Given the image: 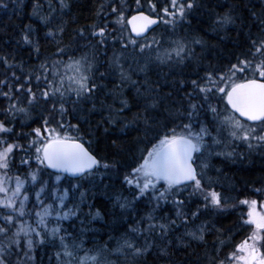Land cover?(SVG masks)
Returning a JSON list of instances; mask_svg holds the SVG:
<instances>
[{
	"label": "snow or ice",
	"instance_id": "obj_1",
	"mask_svg": "<svg viewBox=\"0 0 264 264\" xmlns=\"http://www.w3.org/2000/svg\"><path fill=\"white\" fill-rule=\"evenodd\" d=\"M135 4L137 9L144 7L142 0H135ZM148 6L150 12H156V4L152 0H148ZM7 7L8 4L0 0V8ZM59 7L63 10L69 5L65 0H59ZM195 7V0H170L169 6L161 10L162 16L158 13L153 18L140 10L138 14L131 15L130 19L125 17L123 11L112 8V12L116 13L115 23L120 26L116 29L120 36L112 39L122 49L130 47L133 53L145 57L142 62L136 61L135 69L136 73L144 74L145 84L148 83L153 63L171 67L183 64L195 56L194 49L184 39H173L168 47H164L161 40L155 36L148 40L145 33L149 29L155 31L152 26L157 25L158 21L175 29ZM42 19L48 23L50 18ZM234 23V18L229 14L216 21L221 27ZM128 26L131 27V33L125 39L124 32ZM107 27L92 29V36L99 37L98 43L101 45L108 41L109 37L105 34ZM30 33L31 29L23 35V41L31 44L39 53V47L33 44ZM79 34L83 37L84 31L81 30ZM48 35L54 36V33L50 31ZM191 43L202 45L203 41L193 39ZM249 53V56L238 57L237 62L230 64L227 71H206L203 77L190 80L192 91L185 93L189 100L188 108L184 112L177 110L181 123L160 121L153 110H157L167 97L153 94L147 87L144 89L151 99H146L143 114L135 117L136 121L143 124V137L138 138V143L144 147L140 149L138 160L130 167V171L125 170L122 180L131 199L121 195L115 197L116 206L124 211L116 221L114 230L120 231L123 228V232L116 240L115 249L108 244L85 251L80 238L84 232L83 227L79 233L69 232L63 227V221L78 218L80 203L85 201L83 191L79 192L80 203L74 199V193L82 186L80 182L92 181L98 175L111 174L116 168V161L98 158L90 146H85L79 121L71 124L63 119L68 112L65 105L71 103L72 111L75 112L78 106L92 101L88 111H95V99L102 87L97 79L112 73L119 76L121 84L128 82L137 85V82L132 80L131 69H125L123 52L113 55L108 65L109 71L100 72L94 55L91 59L86 54L77 57L67 53L65 48H58L55 53L58 58L50 65L47 62L41 63L36 74V80L43 79L47 86L41 96L38 98L31 87H27L26 92L29 105L41 99L45 102L51 100L53 111L58 112L61 119L55 121L53 126V122L45 118L42 127L33 129L34 138L29 141L27 149L17 143H9L0 136V264H13V256L17 257L16 264H32L35 249L45 245L58 249L57 264H120L121 256L126 262L137 264L139 258L147 256L156 247L157 239L166 240L175 233L177 227L195 225L202 216L201 208L205 213L223 214L229 208V200L203 183V170L208 167L204 162L205 155L212 154L214 145L232 141L246 143L249 149L264 146V36L250 38ZM65 55L66 60L62 59ZM2 59L4 64H9L7 57ZM0 84L6 85L7 81H0ZM24 87L22 84L16 88V92L19 93ZM10 93L11 89L9 92H0V95L11 100ZM200 94H203L201 103H192L193 98ZM217 94L226 105L224 113H220L210 102ZM121 105L122 111L128 103L121 99ZM8 111L28 115L27 109L18 107L17 103H10ZM165 111L170 112V109L165 108ZM207 112L213 114V121L209 123L200 119ZM185 119L186 122H183ZM113 122L111 118L108 121ZM195 124H199V127H194ZM10 132V128L0 123V134ZM16 150L25 151V156L20 160L21 165L31 169V162L35 161V171L30 170L24 177L12 174V158ZM45 170H51L48 175L55 178L51 186L40 179V174ZM62 180L68 181L67 187L61 185ZM72 180L76 182L72 183ZM37 184L39 189L34 193L35 204L29 209L30 194ZM185 192L188 199L182 196ZM70 196L73 197L71 200ZM194 196L201 197L202 203L197 205L195 211L185 212V207ZM140 203L150 206L144 215L136 211ZM169 204L175 209V218L167 213L165 206ZM239 204L246 206L241 219L242 224L249 227L250 234L235 244L224 259L216 260L215 264H264V203L258 205L255 199H244ZM130 208L132 211H128ZM99 216L100 212L97 211L93 219ZM206 229L207 225L201 223L195 230L186 231L184 235L190 237V240L184 246H191V241L204 242ZM159 254L168 255V248H161Z\"/></svg>",
	"mask_w": 264,
	"mask_h": 264
},
{
	"label": "trees",
	"instance_id": "obj_2",
	"mask_svg": "<svg viewBox=\"0 0 264 264\" xmlns=\"http://www.w3.org/2000/svg\"><path fill=\"white\" fill-rule=\"evenodd\" d=\"M110 1L112 0H65L69 7L63 10L59 7V0L4 1L8 7L0 8V81H7V84H0V92H9L11 89V100L0 95V123L10 128L11 132L0 136L9 143H17L22 145L23 149H27L29 141L34 138L33 129L42 127L45 118L52 121L53 126L55 121L61 119L59 113L53 111L51 100L45 102L41 99L29 105L26 92V88L31 87L38 98L41 96V92L47 86L43 79L36 80V74L41 63L47 62L50 65L58 58L55 55L58 48H65L67 53L75 54L77 57L86 54L91 59L94 55L99 71H109L108 65L113 53L121 51L120 44L114 43L112 37H118L120 32L116 31L113 23L109 25L105 33L109 37L108 41L101 45L98 43L99 37L92 36V29L105 26L103 21L109 19L107 15L111 12L110 5L118 0ZM152 1L161 8L160 0ZM131 2L135 0L128 3ZM195 2L197 7L180 23V29L176 30L180 37L187 38L186 41L193 39L203 41L202 45L193 43L188 45L195 51L193 58L171 67L153 63L152 71L148 74V83L145 84L144 74L135 72L136 61L142 62L145 57L133 53L129 47L130 50L124 51V66L126 70L131 69L132 80L136 81L137 85L128 82L121 84L119 76L112 73L97 79V83L102 87L95 99V111H88L92 107V101L78 106L75 112L72 111L71 103L65 105L68 112L63 119L71 124H77L79 121L80 134L84 137L85 146H90V150L98 158L116 161V168L111 174L98 175L92 181L80 182L82 186L74 193V199L76 203H80L79 192L83 191L85 201L80 203L81 211L78 218L63 221V227L69 232L79 233L83 227L84 232L80 238L83 240L82 247L85 251L108 244L115 249L116 240L123 232V228L120 231L114 230L116 221L124 211L116 206L115 197L121 195L131 199L122 185V180L125 170L130 171V167L138 160L140 149L144 147L138 143V138L143 137V124L135 120L136 116L143 114L146 99H151L144 89L147 87L153 94L167 97L162 100L157 110H153L160 121L181 123L177 110L184 112L188 108L189 100L185 93L192 91L190 80L203 77L206 71H226L230 64L237 62L238 57L250 55V38L258 39L264 36V0H195ZM141 10L150 13L148 9ZM225 14L231 15L235 23L221 27L216 21ZM45 17L50 18L48 23L43 21L42 18ZM61 28L62 32L59 31ZM29 29L30 39L33 44L38 45L39 53L31 44H25L23 41V35ZM81 30L84 31L83 37L79 34ZM157 30L159 31V28L155 31ZM50 31L54 36L48 35ZM4 57H7L8 65L3 63ZM62 59L66 60L67 55ZM181 82H184L183 87ZM22 84L25 87L21 88L19 93L16 92V88ZM202 95L195 96L192 103L199 105ZM121 99L128 103L122 111ZM210 102L220 113H224L226 105L219 100V94ZM10 103H17L18 107L26 108L28 115L22 112H9ZM165 108L170 109L171 114L165 111ZM110 118L113 123H108ZM200 119L209 123L213 121V114L207 112ZM183 122H186V119ZM194 127L198 128L199 124H195ZM221 153L213 160L211 188L220 192L226 199H230L228 209L233 208V205L236 206L235 209L216 214L205 213L201 208L202 216L195 225L189 224L187 228L177 227L175 233L166 240L157 239L156 247L147 256L139 258L137 264H215L216 260L224 259L235 244L250 234L249 227L243 225L241 219L246 206L240 205L239 201L256 200L260 197L256 192L258 190H262L264 194V146L249 149L246 143L233 141L229 151ZM24 156V150H16L12 158V174L24 177L30 170H36L34 160L31 162V169L20 164ZM48 172L49 170L42 172L40 179L47 181L51 186L55 178L49 177ZM101 172L104 170L101 169ZM62 186L67 187L68 181L64 180ZM38 189L39 184L31 191L29 209L35 204L34 193ZM182 196L188 199L186 192ZM72 198L70 196V200ZM201 203V197H191V202L184 211H195L197 205ZM165 208L168 215L175 218L174 207L169 204ZM149 209V205L140 203L136 211L144 215ZM97 211L100 212V216L93 219ZM81 221L84 222L83 225ZM201 223L207 225L204 242L191 241V246L185 247L184 244L190 237L184 233L195 230ZM169 240L172 241L171 244L168 243ZM163 247L168 248V255L159 254ZM57 251L58 249L51 245L38 246L33 253L35 259L32 264H57ZM80 254L83 255V252ZM12 260L13 264H16L17 259L12 257ZM120 264L131 262H126L121 256Z\"/></svg>",
	"mask_w": 264,
	"mask_h": 264
},
{
	"label": "rangeland",
	"instance_id": "obj_3",
	"mask_svg": "<svg viewBox=\"0 0 264 264\" xmlns=\"http://www.w3.org/2000/svg\"><path fill=\"white\" fill-rule=\"evenodd\" d=\"M5 1V0H4ZM114 0H112V1H110V2H113ZM129 1H133V0H118V1H116V3H114V4H112L111 3V5H110V10H111V12H110V14L109 15H107V17H109V19H104V24L105 25H107V26H109V25H111L112 23L116 26V29H118L120 26L119 25H117L116 23H114L115 22V20H116V13H113L112 12V8L113 7H116V9H117V11H123L124 12V15H125V17L126 18H129L131 15H133V14H135V13H138L139 11L138 10H141V9H137V6H136V4H135V2H131V3H128ZM152 3H154L155 4V2L154 1H152ZM142 4L144 5V7H143V9H148V10H150L149 9V6H148V1H143L142 0ZM160 4H161V8H158L157 6H156V8H157V10H156V12H153V14H158L159 13V15H163V13H162V9L164 8V7H166V6H169V0H160ZM134 12V13H133ZM151 13V12H150ZM149 13V14H150ZM152 14V16L153 17H156L155 15H153ZM115 16L114 18H111V16ZM181 24H178L177 25V27L175 28V29H173L170 25H166V24H164L163 22H162V25H161V27H159V31L157 30V31H155L152 35H150L149 37H147L148 38V40H151V38L153 37V36H155L157 39H159V40H161L162 42H163V45H164V47H168V45H169V43L171 42V40H173V39H184V40H187V38L186 37H184V38H182V37H180L179 35H178V32L176 31L177 29H180V26ZM127 34L129 35L130 33H129V29L127 28V30L124 32V38L126 39L128 36H127ZM119 36H120V33H119ZM118 36V37H119ZM188 42V45H190L191 44V41H187ZM121 51H116V52H114L113 53V55L114 54H117V55H119L122 51H123V53L125 54V52L124 51H126L127 52V50H130V48L129 49H127V50H124V49H122L121 47L119 48ZM125 56V55H124ZM227 71V70H226ZM232 143H233V141L232 142H229V143H227V144H224V143H222V144H220V145H214L213 147H214V151L212 152V154L211 155H205V159H204V162L205 163H207L208 164V167L206 168V169H204L203 171H204V175H203V183L206 185V186H208V185H210V186H212V183H213V181H212V171H213V168H212V164L214 163L213 162V160L216 158V157H218V156H220V155H217L216 153H221V152H223V151H226V152H228L229 151V148H231V145H232ZM253 143L255 144L256 142L255 141H253ZM198 171H200L199 169H198ZM54 183H55V179H54ZM62 183H64V180H62L61 181V185H62ZM189 191H191V189H189ZM250 191H251V189H250ZM259 195H260V197H258L256 200L258 201V205L260 204V203H264V194H263V192H262V190H258V191H256ZM186 194H187V192H186ZM228 199V198H227ZM229 201H230V199H228ZM244 200V199H243ZM233 209H235V207H233V208H230V209H227V210H233ZM246 212V210L244 211V213ZM262 251H264V249H262ZM14 258H16L17 259V257H15V256H13Z\"/></svg>",
	"mask_w": 264,
	"mask_h": 264
},
{
	"label": "water",
	"instance_id": "obj_4",
	"mask_svg": "<svg viewBox=\"0 0 264 264\" xmlns=\"http://www.w3.org/2000/svg\"><path fill=\"white\" fill-rule=\"evenodd\" d=\"M145 13V12H144ZM136 14H138V13H135V14H133V15H136ZM146 15H149V14H147V13H145ZM131 17V16H130ZM130 17H129V19H130ZM153 17V16H152ZM153 18H156V17H153ZM160 24H161V21H158V23H157V25H153L152 26V28H154V29H156V28H158L159 26H160ZM128 29H129V33H131V27L130 26H128ZM153 32V30L152 29H149V31L147 32V33H145V36L147 37V36H149L151 33ZM134 35V34H133ZM138 40H141L142 38H137ZM241 119H243V118H241ZM51 171V170H50Z\"/></svg>",
	"mask_w": 264,
	"mask_h": 264
},
{
	"label": "bare ground",
	"instance_id": "obj_5",
	"mask_svg": "<svg viewBox=\"0 0 264 264\" xmlns=\"http://www.w3.org/2000/svg\"><path fill=\"white\" fill-rule=\"evenodd\" d=\"M230 4V3H229ZM116 8V7H115ZM233 9V8H232ZM230 10V9H229ZM208 14V13H207ZM218 14V13H217ZM161 27V26H160ZM118 32V31H117ZM115 33V32H114ZM243 210V209H242ZM184 228V227H183Z\"/></svg>",
	"mask_w": 264,
	"mask_h": 264
}]
</instances>
